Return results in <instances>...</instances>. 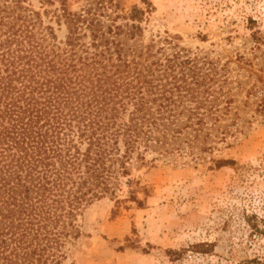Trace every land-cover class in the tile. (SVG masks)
Wrapping results in <instances>:
<instances>
[{"label":"rangeland","instance_id":"1","mask_svg":"<svg viewBox=\"0 0 264 264\" xmlns=\"http://www.w3.org/2000/svg\"><path fill=\"white\" fill-rule=\"evenodd\" d=\"M120 2L145 11L128 44L142 54L140 80L174 92V117L113 195L79 216L62 264H264V0ZM84 4L69 0L73 12ZM25 6L54 28L46 44L64 58L59 5Z\"/></svg>","mask_w":264,"mask_h":264},{"label":"trees","instance_id":"2","mask_svg":"<svg viewBox=\"0 0 264 264\" xmlns=\"http://www.w3.org/2000/svg\"><path fill=\"white\" fill-rule=\"evenodd\" d=\"M27 1L0 0V264H62L79 216L113 195L135 153L145 159L176 100L157 78L140 80L142 54L128 41L142 33L143 9L84 0L73 12L69 0H38L59 5L62 58L46 44L54 28Z\"/></svg>","mask_w":264,"mask_h":264}]
</instances>
